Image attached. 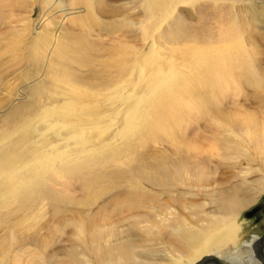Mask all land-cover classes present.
I'll list each match as a JSON object with an SVG mask.
<instances>
[{
	"label": "bare ground",
	"instance_id": "1",
	"mask_svg": "<svg viewBox=\"0 0 264 264\" xmlns=\"http://www.w3.org/2000/svg\"><path fill=\"white\" fill-rule=\"evenodd\" d=\"M143 3L172 12L170 8L187 1ZM44 4L46 10L57 6L63 19L71 16L61 0ZM240 6L253 11L257 16L247 10L264 26V5L256 8L245 0L206 4L213 13L232 18L231 12H241ZM46 17L41 18L45 27L51 25ZM146 44L144 51L129 48V57L118 63L89 69L88 79L58 69L53 53L48 59H35L32 69L20 74L22 87L16 102L0 116V231L5 230L4 239L10 240L0 252V264H195L207 256L232 264H260L252 253L244 259L238 252L242 226L234 218L264 191V177L245 182L250 173L264 168V62L249 59L236 78L230 59H200L195 70L173 84L167 70L150 65L156 49L154 42ZM214 77L223 79L214 82ZM225 77L231 82L224 84ZM225 85L232 89L226 92ZM193 100L206 106L199 113L206 118L205 126L195 133L194 141L185 139L190 127L184 123L158 124L179 105L177 101L188 108ZM225 100L231 106H225ZM155 131L167 136L173 151L161 162L138 154V141ZM126 161L136 166L126 167ZM74 171L83 172L78 181L87 192L111 182L129 189L146 184L167 200L150 206V216L132 217L127 227L96 226L89 234L77 236L64 251L63 262L56 255H37L27 247L34 242L20 237L24 223L37 219L39 204L56 199L55 185L62 190L71 186L66 179ZM144 220L151 222L148 228L142 226L145 229L139 225ZM4 244L0 242V248Z\"/></svg>",
	"mask_w": 264,
	"mask_h": 264
},
{
	"label": "rangeland",
	"instance_id": "2",
	"mask_svg": "<svg viewBox=\"0 0 264 264\" xmlns=\"http://www.w3.org/2000/svg\"><path fill=\"white\" fill-rule=\"evenodd\" d=\"M46 1L0 0V116L7 112L11 103L16 102L15 98L22 87L20 74L25 72L24 70L32 69L31 67L36 64L35 59H48L51 53L52 59L56 60V65L58 64V69L72 73L73 76H78L77 78L82 76L83 79H88L89 69L98 71L106 68L107 65L127 59L131 54L129 48L135 47L144 51L148 48L145 43L154 42L156 51L152 53L153 57L150 55V65L162 66L163 70H167L169 78L174 81L173 84L179 81L182 74L189 73L188 70L191 72L195 70L200 59H230L234 66L233 77L242 75L249 59L264 62V26L259 17L258 20L255 19L257 17L254 16L257 15L253 14V11L246 9L247 5H244L246 6L243 7L244 10L240 6L241 12L236 10L238 16L233 10L234 12L230 14L236 18L233 19L228 15L213 13L206 7L211 0H185L187 3L175 9L170 8L172 12L168 9L165 12L158 7H155L157 11L155 8H147L143 3L145 0H61L63 6L71 13V16L63 19L54 4L50 5L48 10L44 8ZM245 1L256 8L264 5V0ZM247 10L254 15L255 24ZM43 14L51 22L50 26H44L45 23L43 24L41 20ZM144 35L149 37L146 42L143 40L146 38ZM155 52H158V55ZM229 78L225 77L226 81L222 82L224 84L229 83V80L231 82L232 79ZM211 79L215 82L223 78ZM196 85L199 88L196 83L195 90ZM225 86L226 92L232 89L231 85ZM240 89L243 90L242 84ZM194 100L188 105L191 110L187 106H185L187 109L180 106V101H177L179 105L168 111L169 116L159 120L158 124L178 127L176 125L181 123L180 126H183L184 123L190 127L185 139L194 141L195 133L202 131L206 123V118L201 116L206 109L205 104H199L198 99ZM224 103L225 106H231L226 100ZM192 106H195L194 110ZM150 133L151 137H148ZM148 135L137 143V147L140 146L139 155L148 161L150 158H156L161 162L165 156L173 154L165 134L155 131L149 132ZM200 142L202 139L197 140V143ZM130 162L126 161L124 166L130 168L136 166L134 162ZM260 170L262 171L254 173L251 171L245 182L251 184L255 179L263 178L264 168ZM72 173L67 175L66 179L72 183L71 186L62 190L59 185H55L57 192L53 193L56 199L39 204L37 219H29L24 223L23 235L20 237L28 242L31 240L34 242L32 245L27 244V247L30 246L37 255L41 254L46 258L56 255L55 259L63 262L66 258L64 251L71 246L73 240L89 234L92 228L96 226L106 228L111 224H115L119 229L127 227L133 222L132 217L150 216V206L161 205L167 200V197H162L163 195L156 196L155 191L150 190L146 184L141 188L129 189L123 183L111 182L87 192L78 181L83 172ZM46 191L47 189L42 190L43 196ZM153 196H156V202L151 200ZM257 205L264 206V191L235 215V222L243 225L240 241H249L251 235L258 236L261 232L264 216L256 225H253L252 219L244 218V214ZM204 209L206 212L209 211L208 206H204ZM142 222L139 224L141 228L144 226L148 228L151 223L145 220ZM113 230L115 229L113 228L111 232ZM4 231H0V242L5 243L0 252L10 243V240L4 239L6 237ZM153 243L149 242L151 245ZM15 247L14 245L11 251ZM241 253L248 254L245 248L241 249ZM222 263L229 264L224 259ZM52 264L57 262L53 261Z\"/></svg>",
	"mask_w": 264,
	"mask_h": 264
},
{
	"label": "flooded vegetation",
	"instance_id": "3",
	"mask_svg": "<svg viewBox=\"0 0 264 264\" xmlns=\"http://www.w3.org/2000/svg\"><path fill=\"white\" fill-rule=\"evenodd\" d=\"M263 216H264V206H262V205H257L255 207H253L250 211H248L246 214H244V218L245 219H252L253 220V225H256V224L260 223ZM241 226H242V230H241V233H240V237H241V234L243 232V225H241ZM263 234H264V224H263V227L261 229V232H260V234L258 236L257 235H251L250 238L248 239L249 241H240L239 242L240 243L239 244L240 245L239 246L240 251L238 250V252H241V249L242 248H245L247 250V253H248L247 255H245V254L242 253V257L244 259L248 258V256L251 255L250 253H252L251 256H253V258L261 264L258 256L254 252V249L256 247V239L259 238V237H261ZM262 254L264 256V241L262 242ZM222 260L223 259H220V263L221 264H223L222 263ZM224 260H226V259H224ZM226 262H228L229 264H232L228 260H226Z\"/></svg>",
	"mask_w": 264,
	"mask_h": 264
},
{
	"label": "water",
	"instance_id": "4",
	"mask_svg": "<svg viewBox=\"0 0 264 264\" xmlns=\"http://www.w3.org/2000/svg\"><path fill=\"white\" fill-rule=\"evenodd\" d=\"M263 241H264V234L261 237L256 239V247L254 249V252L258 256L261 264H264V256L262 254V242ZM195 264H221V263H220V260H218L212 256H207V257L199 260Z\"/></svg>",
	"mask_w": 264,
	"mask_h": 264
}]
</instances>
